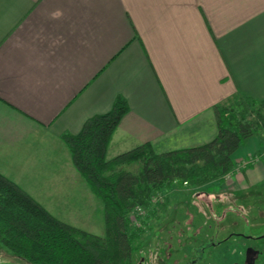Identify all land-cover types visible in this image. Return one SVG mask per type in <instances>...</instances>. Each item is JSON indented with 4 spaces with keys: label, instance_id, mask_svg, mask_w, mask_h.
I'll use <instances>...</instances> for the list:
<instances>
[{
    "label": "crops",
    "instance_id": "0c3cea01",
    "mask_svg": "<svg viewBox=\"0 0 264 264\" xmlns=\"http://www.w3.org/2000/svg\"><path fill=\"white\" fill-rule=\"evenodd\" d=\"M117 97L128 111L106 160L146 143L163 154L210 142L215 106L264 99V0H0V174L68 225L102 206L61 136ZM232 159L210 185L240 205L227 210L254 217L245 198L264 203V136ZM233 236L250 239L218 241Z\"/></svg>",
    "mask_w": 264,
    "mask_h": 264
},
{
    "label": "trees",
    "instance_id": "16d2710c",
    "mask_svg": "<svg viewBox=\"0 0 264 264\" xmlns=\"http://www.w3.org/2000/svg\"><path fill=\"white\" fill-rule=\"evenodd\" d=\"M216 136L203 145L156 154L149 143L111 160L109 140L128 107L117 97L109 112L88 119L76 135L65 133L72 164L102 206L104 233L68 225L0 174V246L27 264H131L146 222L135 225V206L154 215V198L177 182L201 188L230 175L232 155L251 137L264 136V99L236 97L214 107ZM122 164H138L131 174ZM165 206V201L160 207Z\"/></svg>",
    "mask_w": 264,
    "mask_h": 264
},
{
    "label": "rangeland",
    "instance_id": "374dc122",
    "mask_svg": "<svg viewBox=\"0 0 264 264\" xmlns=\"http://www.w3.org/2000/svg\"><path fill=\"white\" fill-rule=\"evenodd\" d=\"M120 166L131 174L140 171L138 164ZM209 185L197 190L174 182L168 193L162 191L154 198L153 216L146 207L132 209L133 223L145 221L147 232L141 238V246L132 253L131 264H246V253L251 249L258 251L254 264H264V203H256L257 197L246 194L254 217L243 216L241 210H227L229 206L240 205L226 203V194L219 192L215 184L216 188ZM262 191L260 196L264 198ZM164 201L165 206L160 207ZM259 211L260 216L256 215ZM76 213L69 219L73 222L71 226L94 235L104 233L99 210ZM234 233L250 239L233 236L222 243L218 241ZM0 264L27 263L0 246Z\"/></svg>",
    "mask_w": 264,
    "mask_h": 264
},
{
    "label": "built area",
    "instance_id": "2783aa9c",
    "mask_svg": "<svg viewBox=\"0 0 264 264\" xmlns=\"http://www.w3.org/2000/svg\"><path fill=\"white\" fill-rule=\"evenodd\" d=\"M227 177H228V176H227ZM137 210H138L137 212L141 213V209H140V208H138Z\"/></svg>",
    "mask_w": 264,
    "mask_h": 264
}]
</instances>
